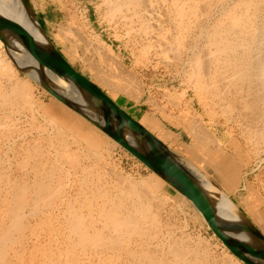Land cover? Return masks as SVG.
Segmentation results:
<instances>
[{
    "label": "rangeland",
    "instance_id": "obj_1",
    "mask_svg": "<svg viewBox=\"0 0 264 264\" xmlns=\"http://www.w3.org/2000/svg\"><path fill=\"white\" fill-rule=\"evenodd\" d=\"M29 1L37 18L39 19L40 17L41 25L47 36L75 69L97 84L128 113L131 111L129 114L132 117L138 120L145 128L148 127V130L151 128L150 131L169 147L186 157L196 166H199L198 168L230 195L243 211L245 210L244 213L264 234V138L258 131V134L254 131L256 125L253 126L252 116L255 115L256 110L249 108L250 110L248 109L245 112L239 102L237 103V101L241 100L240 96H232V93L227 90L225 93H221L222 87L218 88L220 90L218 93V89L215 93L210 88L209 93L205 91L207 94L204 92L198 96L192 80L188 76L190 63L196 57L200 55L207 56L209 51L213 52L215 50L214 46L207 44L208 38L212 33V26L224 7L229 8V6H232L233 1L237 0H228L226 1L227 3L225 1L213 3L209 10L207 9V3L201 0L198 3L200 5L199 11H202L196 14L188 11L187 15L191 16L188 19L186 15L180 23L178 20L174 21L175 11L173 10V14L170 6H168L170 5L168 3L170 2L169 0L166 4L162 0H144L146 3L145 8L142 7L136 11L131 8L130 11V8L124 7L122 8L123 11L121 9L119 13L115 14L111 12L113 11V6L110 5V0L109 2L107 0ZM166 8H170V11L166 10ZM256 8L257 10L259 9L258 11H262L260 15L263 18L264 6L261 5V7L257 6ZM203 11L204 15H202ZM168 16L171 19L170 24H167ZM194 16H196V20L193 18ZM186 18L188 21L190 19L194 21L190 20L188 22L185 20ZM2 46L1 43L0 58L10 61ZM207 46L208 48L210 47L209 50ZM191 58L194 59L192 60ZM212 65L216 66L213 63ZM212 65L207 66L210 73L214 71ZM13 67L16 72L11 71L7 76H4L0 71V93L5 92L8 94L13 87H20L25 80H29L14 65ZM219 74L215 75L219 76ZM128 75L131 78L132 76L135 78V84L138 85L139 89V92L133 98H130L124 92L110 90L99 81V79H106L105 81L110 83H121V81L124 83ZM30 83L33 84L29 95V103H31L29 105L31 107L29 105L24 108L22 106L14 107L15 105L6 106L7 108L5 106L0 107V124L3 121L0 125V135H2L0 137V197L5 195V188L9 184L22 181L31 182L32 178H34V168L37 164L42 165L44 168L46 166L45 169H50L51 165L56 167L54 170V185L60 183L58 186L64 194H62V199L66 201L81 198L87 191L86 189L91 187V189L99 187L114 195L121 190V186L124 183H127L125 182L126 179L142 183L143 181H150L151 175H155L83 118L90 126L96 129L97 134L100 133L101 136L108 138L104 143V148L100 151L102 152V159L99 163H95L94 158H85L84 144H70L71 133L60 124L55 126L50 123V115L47 114V109H53L48 107L51 103H56L61 106L58 109H60L59 111L66 122L76 126H78V119L81 116L64 106L34 82L30 81ZM209 86L211 87L210 83ZM214 93L215 95H213ZM215 96H218V98ZM233 101L236 102V106L231 109L232 107L229 105ZM10 107H12L13 111H11ZM14 109H16L15 112ZM242 109L247 116L243 119L240 116ZM141 116L144 121L141 120ZM188 119H195L202 123V126L209 131L214 140L211 144V149L218 152L220 155L218 158L224 157L226 167L219 171V175H216L217 177L213 175L211 167L206 166L203 162L193 160L189 155L182 152L183 145L187 146L190 144L189 136L184 129V123ZM258 124L257 127H261L262 123L259 122ZM54 127L61 129L67 136H58ZM81 127L86 128L87 126L81 123ZM9 134L11 138L8 137ZM55 138L56 140H53ZM58 142H61L60 144L65 143L67 148L65 154H63ZM30 150H34V152L31 151V153ZM70 154L79 156L77 159L79 160L80 165L78 164V167L80 169L73 167L68 161L65 163L62 160V158H66ZM7 157H9L8 160ZM218 158L212 160V162L215 163ZM24 162H27V164H24ZM82 167L88 169L87 175L90 183L87 187L85 186L86 188L81 187L78 181L82 175L80 172ZM190 167L193 168L192 166ZM229 176L231 177L230 179H233L229 186L219 182V179L221 181ZM55 182L58 184H55ZM233 185L236 192L230 193L225 190L226 188L230 189ZM241 193L251 194L254 197L253 204L248 208L250 212L240 205L238 196ZM59 202L61 203L60 199L52 202V205L50 204L51 207L46 205L44 209H39L38 211H41H37L38 213L34 216L29 215L28 210L30 209L28 207L23 209V213L25 212L27 215L24 219L26 224L21 235V244H15H17L16 247L22 245L23 249L26 247L25 256L23 254L25 263H29L30 250L34 246L39 248L34 257L35 264L41 261L44 252L48 254L49 250H54L57 245L59 247L64 246V235H67V232L64 230V219L61 212L65 204H60ZM149 203L151 212L157 217V226L152 228L150 233V235L155 234L154 238H152L153 240L132 239L123 248H119L120 250L115 249L113 251L104 249L76 250L74 258L77 264H97L99 260H103L104 264H128L131 259L130 254L146 251L166 260L164 254V248L167 246L166 242L181 241V238L184 244L189 247L199 243L206 250L207 255L214 264H228L226 260L229 254L234 261L244 264L235 258L213 235L191 203L165 182L156 191L155 196L150 198ZM254 206H256V209H252ZM54 208L57 209L55 210ZM82 211L86 212V208H82ZM57 213L59 216H57ZM12 252V250L9 251L8 259L12 258ZM221 260L223 261L221 262ZM15 264L18 263L15 262ZM229 264H238V262Z\"/></svg>",
    "mask_w": 264,
    "mask_h": 264
},
{
    "label": "bare ground",
    "instance_id": "obj_2",
    "mask_svg": "<svg viewBox=\"0 0 264 264\" xmlns=\"http://www.w3.org/2000/svg\"><path fill=\"white\" fill-rule=\"evenodd\" d=\"M23 1L24 0H1L3 12L8 17L9 20L25 28L33 35L38 36L40 33L37 24L35 23L33 17L25 10ZM107 1L109 2V0ZM162 1H164L165 4L168 2V0H162ZM169 1L170 2L168 3H170V5L168 6H170L172 13L173 10L175 11V14L173 13L175 16L174 21L178 20L179 23L181 20L182 21L184 20L188 11H191L190 13L192 14H196L197 12L202 11V10L199 11L200 5L198 3L201 0H169ZM202 1L207 3V9L209 10L210 6L213 3H219L224 1L226 2L228 0H202ZM108 2L107 4L110 3V5L113 6L112 7L113 11L111 12L114 14L117 12L119 13V11L124 7L130 8V11L131 8L134 11H136L142 7L145 8V4H146L144 0H110V2L109 3ZM261 5L264 6V0H237V1H233L232 6H229V8L224 7L223 10L221 9L222 11L220 10L221 11V14L219 15L220 17L218 16V18H216L217 20L212 26L213 28L211 33L212 35L210 34L207 43L214 46L215 50L213 52L209 51L207 56L200 55L195 59L193 58L194 60L191 58L193 61L191 60L192 62L190 63L188 76H190L189 79L192 80L193 86L195 87L198 96L201 95V93H204L205 91L208 92L210 88H212L213 92L216 93L219 87L220 88L222 87L221 93H225V91L227 90L230 93H232L231 94L232 96L233 95L237 97L240 96L239 98H241V100L237 101V103L239 102L240 106L244 108L245 112L249 108H254L256 110L255 115H253L254 117L252 116L254 121L253 126L256 125L254 131L257 134L259 132V134L263 136L262 138H264V124H263L264 122V16L262 18V16L260 15L262 14V11H258L259 9L257 10L256 8L257 6L261 7ZM170 8H166V10L168 9V11H170ZM142 13H143V9H142ZM202 15H204V11ZM190 16H188V19ZM196 16H194L193 18H195ZM185 20H187V18ZM170 23H171V19L168 16L167 24ZM178 26L181 27L180 25ZM0 47H1V42H0ZM15 60L31 76L37 79H45L49 83L55 84V86L58 87L57 89L60 90L62 93L65 94L74 93L73 91L68 89L65 85H63L62 82L54 78L47 70L41 69V67H39L38 64L34 62V60L25 57H20L18 55L15 56ZM212 63L215 64L216 66L214 67ZM210 64L214 67V71H211V73L209 71V68H207V66ZM0 71L4 76L5 75L7 76V74H9L11 71L16 72V69L13 67V65L8 59L4 58L3 60L2 58H0ZM215 74L217 75L219 74V76ZM105 80L99 79L101 84L107 86L110 90H116L117 92L118 91L124 92L130 98H133L137 94V92H139L138 85L135 84L136 80L133 76L131 78V76L129 77L128 75L124 83H122L123 81H121V83H110L108 81L106 82ZM30 81L25 80L22 86L13 87V89L10 92H8V94H6L5 92H1L0 107L15 105L14 107L22 106L24 108L26 105L31 104L29 103V99H30L29 95L31 88H33V84H31ZM209 83L211 87L209 86ZM218 92H220V90L217 91V93ZM215 93L213 95H215ZM216 98H218V96ZM235 104L236 102L234 101L231 102V104L229 105L230 107H232L231 109H233V107L236 106ZM10 108L12 109V107ZM48 108H53L51 110L47 109V114L50 115L49 118L50 123L54 124L55 126L56 125L58 126V124H60L65 129H68L72 135V139H70L71 140L70 144L71 143L84 144L83 147L84 157L94 158L95 163H99L102 159V152L100 151L102 148H104V143L108 138L106 136L104 137L103 135L101 136L100 133L97 134L96 129L90 126V124L81 117L78 119V126L66 122L64 116L59 111L60 109H58L61 108V106L57 105L56 103H51ZM15 110L16 109H14V112ZM11 111H13V109ZM224 112H226V110H224ZM240 116L242 119L247 117L246 114L243 112V109ZM141 120L144 121L143 118ZM259 122L262 123L261 127H257V124ZM81 123H84L87 127L82 128ZM184 124H185L184 129L189 136L190 144H188L187 146L183 145L182 152H184L186 155H189L193 160H197L199 162H203L202 155H204V158L208 160H215L220 156L216 150L211 149V144L214 140L212 138V135L209 133L207 129H205L202 126V123L200 121L198 122L195 119H188ZM9 127L8 129H10ZM54 129H56V134L58 136H63V135L67 136V134L61 131V129L56 127H54ZM10 134L8 135V137L10 136ZM0 137H2V135H0ZM53 140H56V138ZM60 143L59 145L61 147L60 146L59 147L63 150L62 151L63 154H65L67 151L66 145L65 143L62 144ZM34 150H30V152L31 151L34 152ZM78 157L79 156L77 154H70L68 157L62 158V160L65 163H67L68 161V163L73 167H78L79 164V160L77 159ZM8 158L9 157H7V160ZM25 158L26 157H24V159ZM221 158L222 160L219 161L217 164L214 163L213 165L206 164V166L211 167V171H213V175L215 177H217L216 175H219V171L223 169V167H226L225 164L226 162L224 157ZM25 163L27 164V162H24V164ZM185 165L187 171H189V173H191L193 177L199 180V182H201V184L205 187V189L209 192V194H211V196L217 201L219 209L228 218L229 221L233 223L234 222L244 223V219L239 213V211L236 209V207L229 201L227 196H225V194H223V192L219 190L210 181V179L207 176L201 173L200 170L195 168L194 166L190 165L193 167L191 168L188 164ZM45 168L42 165L37 164L36 167L34 168V178H32L31 182L14 181L15 183L9 184L7 188H5L6 191L5 195L0 197V264H15V262L18 264H35L34 257L37 251L39 250V248L36 246L31 248L29 254L30 257L29 263H25L24 256H25L26 247L23 249L22 245H19L18 248L16 247L17 244H15V243L21 244L22 241L21 235L23 234L24 225L26 224L24 219L26 218L27 215L25 214V212L23 213V209L25 207H28L30 209L28 210L29 215L34 216L41 211V210L38 211L39 209L41 208L44 209L46 205L50 206L52 202L58 199L61 200V203L65 204L61 212L62 218L64 219L63 220L65 226L64 230L67 232V235H64L65 243L64 246L61 247L57 245L54 250L50 249L48 254L44 252L42 254V259L38 264H77L74 258V254L76 250L104 249V250L113 251L115 249L117 250L119 248H123L125 245L130 243L132 239L133 240L144 239L145 241H149L152 238H154L155 234L150 235V233H151V229L157 226V217L154 213L151 212L152 210L149 200L151 197H154L156 191L159 188H161L162 185H164V182L156 175H151L152 178L150 181H146V182L143 181L142 183L135 182L131 179H126L125 182L127 183H124L123 186H121L122 187L121 190L117 191L116 194L114 195L109 194L107 190L100 189L99 187H96L94 189H91L92 188L91 187L89 189H86L87 191L81 198L79 197V198H74L70 201H66L65 199H62L63 191L58 186L60 185L58 179L57 181L59 184L55 182V184L58 185H54V177H55L54 170L56 169V167L54 165H51L50 169H45ZM78 169L80 168L78 167ZM80 172L82 173L83 176L81 175L78 181L81 187L86 188L87 185L90 183V180L87 175L88 169L86 167H82ZM68 175L70 176V174ZM230 178L231 177L229 176L227 179L225 178L221 180V184L229 186V184L233 182V179ZM243 196H244L243 198L242 197L239 198L240 199L239 202L243 203L248 209L253 204L254 197L251 194L250 195L245 194ZM82 208H86V212H83ZM155 208L157 207L155 206ZM57 216H59V214ZM163 226L166 227L165 225ZM180 240L181 241L179 240L172 241V243L166 242L167 246L164 248V254L166 260H164L160 256H159L160 258H158L153 253H149L146 251L137 254H130L131 259L128 262V264H214L213 261L210 259V257L207 255L206 250L199 243L193 245V247H189L186 246L187 244L186 245L184 244L182 238ZM198 241L201 242L200 240ZM10 250L13 251L12 258L8 259ZM222 261L223 260H221V262ZM226 262H228V264L231 262H236V263L238 262L239 264V261H234L233 257L230 254ZM97 264H104L103 260H99ZM217 264H224V263H217Z\"/></svg>",
    "mask_w": 264,
    "mask_h": 264
},
{
    "label": "water",
    "instance_id": "obj_3",
    "mask_svg": "<svg viewBox=\"0 0 264 264\" xmlns=\"http://www.w3.org/2000/svg\"><path fill=\"white\" fill-rule=\"evenodd\" d=\"M25 10L37 24L39 35L8 19L0 0V42L12 64L29 80L91 123L148 170L188 200L213 235L244 264H264V234L219 185L195 164L173 150L115 102L92 80L75 69L47 36L29 0ZM34 60L74 93H62L55 84L28 74L15 56ZM192 165L227 196L244 219L233 223L221 212L217 201L186 169Z\"/></svg>",
    "mask_w": 264,
    "mask_h": 264
},
{
    "label": "crops",
    "instance_id": "obj_4",
    "mask_svg": "<svg viewBox=\"0 0 264 264\" xmlns=\"http://www.w3.org/2000/svg\"><path fill=\"white\" fill-rule=\"evenodd\" d=\"M204 154H205V153H204ZM221 160H222L221 157L218 158V160H216L214 164H217V163H218L219 161H221ZM202 161H203L205 164H207V165H208V164L213 165L212 160L205 159V158H204V155H202ZM211 165H210V166H211ZM219 182L221 183L220 179H219ZM222 186H223V185H222ZM225 190H227V191L230 192V193H231V192H236V189H234V185H233L230 189H227V188H226ZM233 190H235V191H233ZM244 194H245V193H241V194L238 196V198H240V197L243 198V197H244V196H243ZM240 205L247 209V207H246L243 203L240 202ZM243 207H242V208H243ZM244 208H243V209H244ZM254 208L256 209V206L252 207V209H254ZM247 210H248V209H247ZM244 211H245V210H244ZM248 211H249V210H248ZM252 211H253V210H252ZM249 212H250V211H249Z\"/></svg>",
    "mask_w": 264,
    "mask_h": 264
},
{
    "label": "trees",
    "instance_id": "obj_5",
    "mask_svg": "<svg viewBox=\"0 0 264 264\" xmlns=\"http://www.w3.org/2000/svg\"><path fill=\"white\" fill-rule=\"evenodd\" d=\"M38 20H39V22L41 23V21H40V17H39V19H38Z\"/></svg>",
    "mask_w": 264,
    "mask_h": 264
}]
</instances>
